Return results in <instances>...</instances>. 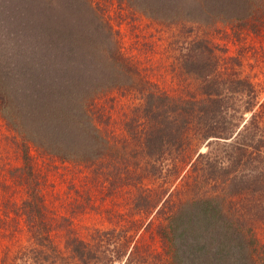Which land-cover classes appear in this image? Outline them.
Segmentation results:
<instances>
[{
	"label": "rangeland",
	"instance_id": "rangeland-1",
	"mask_svg": "<svg viewBox=\"0 0 264 264\" xmlns=\"http://www.w3.org/2000/svg\"><path fill=\"white\" fill-rule=\"evenodd\" d=\"M94 1L134 72L97 100L106 144L92 163L30 149L26 167L19 140L0 117V264H81L67 246L75 239L99 245L110 257L118 254L120 261L131 250L134 263L144 256L148 264H164L157 226L179 201L208 195L222 197L225 210L251 230L264 264V0H209L205 13L193 17L189 0H178L181 10L169 21L119 0ZM222 1L237 20L218 18ZM250 89L252 106L246 102ZM147 92L183 101V111H147ZM165 120H174L180 141L165 142L162 156L154 157L143 138L149 125ZM216 131L228 136L209 134ZM198 153L221 163V178L232 169L249 177L228 190L213 180L217 170L203 159L190 166Z\"/></svg>",
	"mask_w": 264,
	"mask_h": 264
},
{
	"label": "trees",
	"instance_id": "trees-1",
	"mask_svg": "<svg viewBox=\"0 0 264 264\" xmlns=\"http://www.w3.org/2000/svg\"><path fill=\"white\" fill-rule=\"evenodd\" d=\"M119 1L162 21L176 19L181 10L178 0ZM100 6L94 0H0V117L19 140L16 145L26 167L30 149L51 159L82 164L92 163L103 153L106 142L97 123L103 114L97 100L127 84L134 69L118 51L115 32ZM187 6L193 17L205 13L209 0H189ZM225 6L224 1L218 4V18L237 20L239 15ZM246 8L244 15L249 14V19L250 6ZM248 91L246 102L252 106L256 96L252 89ZM145 96L147 111H183V101L178 99L163 98L158 92ZM171 121L147 127L143 138L147 154L161 157L165 142L178 145L181 135L176 137ZM209 134L228 136L223 131ZM199 159L217 170L213 180L228 190L249 177L237 176L239 172L232 169L221 178L223 166L207 153H198L190 166ZM174 170L170 161L169 172ZM259 174L264 180V167ZM29 190L31 198L39 201L36 189ZM223 204L222 197L208 195L184 199L170 208L156 228L164 264H261L253 233ZM67 246L81 264H113V257L118 264H148L144 256L134 263L131 250L120 261L118 254L110 257L99 245L75 239Z\"/></svg>",
	"mask_w": 264,
	"mask_h": 264
}]
</instances>
